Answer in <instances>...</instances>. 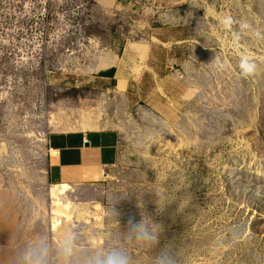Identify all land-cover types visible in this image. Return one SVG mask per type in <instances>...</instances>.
<instances>
[{
	"label": "rangeland",
	"instance_id": "rangeland-1",
	"mask_svg": "<svg viewBox=\"0 0 264 264\" xmlns=\"http://www.w3.org/2000/svg\"><path fill=\"white\" fill-rule=\"evenodd\" d=\"M226 16L251 29L235 39ZM256 31L264 0H0V264L69 227L85 245L117 244L141 211L163 232L154 252L129 249L134 264L169 243L184 264H264ZM245 52L258 64L250 78L237 67ZM103 132L111 164L67 178L52 169L53 144ZM62 183L71 188L52 197Z\"/></svg>",
	"mask_w": 264,
	"mask_h": 264
},
{
	"label": "clouds",
	"instance_id": "clouds-1",
	"mask_svg": "<svg viewBox=\"0 0 264 264\" xmlns=\"http://www.w3.org/2000/svg\"><path fill=\"white\" fill-rule=\"evenodd\" d=\"M220 23L227 30H231L234 24H239L235 39H239L241 33L251 29L247 21L237 22L231 16L224 17ZM253 34L264 37V34L259 31ZM210 64L218 71H223L227 67L216 55ZM237 67L242 78L253 77L258 71L255 58L246 52L239 56ZM172 199L174 196L170 195L166 196L162 203L157 201L158 211H163L165 204ZM182 204L183 201L180 204V210ZM111 214L115 218L119 215L115 204L112 206ZM141 217L138 222L132 218L129 219L127 230L123 232L119 243L106 245L103 248L83 244L84 237L80 231L71 227L62 230L55 243L47 234H40L34 241L19 249L12 257L10 264H134L129 249L140 247L154 252L160 243V234L163 232V226L155 223L144 211H141ZM152 264H184L181 247L176 248L171 243L166 244L155 252Z\"/></svg>",
	"mask_w": 264,
	"mask_h": 264
},
{
	"label": "crops",
	"instance_id": "crops-1",
	"mask_svg": "<svg viewBox=\"0 0 264 264\" xmlns=\"http://www.w3.org/2000/svg\"><path fill=\"white\" fill-rule=\"evenodd\" d=\"M103 78L112 79L113 77ZM76 135L71 134L64 138L65 144H60L59 150L51 149L52 169L59 168L63 178L69 177L72 173L80 175L83 171H94L97 167L111 164L115 160L116 153L113 152L115 146L109 140L110 136L106 132L91 134V136L83 135L82 137ZM86 140L90 142L89 146L85 145ZM62 159L65 160L64 163H62Z\"/></svg>",
	"mask_w": 264,
	"mask_h": 264
},
{
	"label": "bare ground",
	"instance_id": "bare-ground-1",
	"mask_svg": "<svg viewBox=\"0 0 264 264\" xmlns=\"http://www.w3.org/2000/svg\"><path fill=\"white\" fill-rule=\"evenodd\" d=\"M69 188H71L70 185L67 184H55L54 188L52 190V197H58L61 193L65 192L66 190H69ZM71 190V189H70ZM68 194V193H67ZM62 201V199H61Z\"/></svg>",
	"mask_w": 264,
	"mask_h": 264
},
{
	"label": "trees",
	"instance_id": "trees-1",
	"mask_svg": "<svg viewBox=\"0 0 264 264\" xmlns=\"http://www.w3.org/2000/svg\"><path fill=\"white\" fill-rule=\"evenodd\" d=\"M114 74H115V69H111L107 72H102L100 75L105 76V77H113ZM53 147L54 148H60L61 146H60V143H57V144H53ZM64 162H65V160L62 159V163H64Z\"/></svg>",
	"mask_w": 264,
	"mask_h": 264
},
{
	"label": "water",
	"instance_id": "water-1",
	"mask_svg": "<svg viewBox=\"0 0 264 264\" xmlns=\"http://www.w3.org/2000/svg\"><path fill=\"white\" fill-rule=\"evenodd\" d=\"M85 145L86 146H89L90 145V142L86 140Z\"/></svg>",
	"mask_w": 264,
	"mask_h": 264
}]
</instances>
